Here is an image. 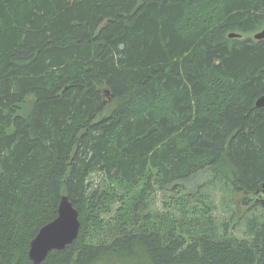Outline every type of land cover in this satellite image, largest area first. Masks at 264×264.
<instances>
[{"label": "trees", "instance_id": "obj_1", "mask_svg": "<svg viewBox=\"0 0 264 264\" xmlns=\"http://www.w3.org/2000/svg\"><path fill=\"white\" fill-rule=\"evenodd\" d=\"M262 29L264 0H0V264L63 195L40 264H264V205L211 192L264 181Z\"/></svg>", "mask_w": 264, "mask_h": 264}, {"label": "water", "instance_id": "obj_2", "mask_svg": "<svg viewBox=\"0 0 264 264\" xmlns=\"http://www.w3.org/2000/svg\"><path fill=\"white\" fill-rule=\"evenodd\" d=\"M228 36L239 37L241 34L230 33ZM253 38L263 39L264 29L254 33ZM255 105L259 108L264 107V95L256 99ZM256 202L264 205V181L242 200L244 205ZM79 227L78 211L68 197L63 195L58 203L56 217L41 226L30 241L28 256L32 263L40 264L51 250H61L71 244L78 235Z\"/></svg>", "mask_w": 264, "mask_h": 264}, {"label": "rangeland", "instance_id": "obj_3", "mask_svg": "<svg viewBox=\"0 0 264 264\" xmlns=\"http://www.w3.org/2000/svg\"><path fill=\"white\" fill-rule=\"evenodd\" d=\"M202 180H204V178H202ZM211 192L213 194V196L216 199V203H217V210L215 211V215L219 220L222 219H228V216L230 215V212L232 210H235L236 208L238 209L237 211V216L239 215H245L246 213H248V209L246 205H241L239 201L241 195L239 198H236L234 200V202H237V204H230L232 209H230L227 206L228 200L225 202V199H223V193L222 191H220L218 188H213L211 187ZM156 202L159 201V197L157 196L155 199ZM239 218V217H238ZM239 220V219H238ZM241 222V221H240ZM245 232V223L242 221L241 224L239 226H236L233 230V233L237 236H243Z\"/></svg>", "mask_w": 264, "mask_h": 264}]
</instances>
